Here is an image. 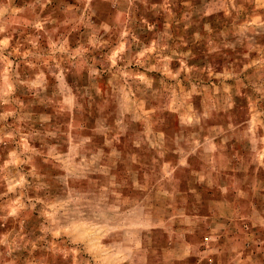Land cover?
Wrapping results in <instances>:
<instances>
[{
  "label": "rangeland",
  "instance_id": "1",
  "mask_svg": "<svg viewBox=\"0 0 264 264\" xmlns=\"http://www.w3.org/2000/svg\"><path fill=\"white\" fill-rule=\"evenodd\" d=\"M0 264H264V0H0Z\"/></svg>",
  "mask_w": 264,
  "mask_h": 264
}]
</instances>
